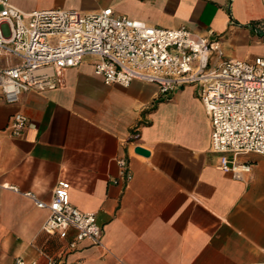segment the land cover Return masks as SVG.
<instances>
[{"label":"crops","instance_id":"1","mask_svg":"<svg viewBox=\"0 0 264 264\" xmlns=\"http://www.w3.org/2000/svg\"><path fill=\"white\" fill-rule=\"evenodd\" d=\"M8 1L25 12L111 7L152 26L213 31L224 58L236 57L222 38L240 34L258 48L253 57L264 56V0ZM93 63L45 68L54 89L0 102V264H264V156L240 155L250 165L240 179L218 169L197 85L159 97L151 83L105 85ZM15 113L29 122L18 137L6 128ZM59 180L69 182L72 205L94 213L103 246L84 240L70 249L74 230L42 232L48 211L25 193L49 202Z\"/></svg>","mask_w":264,"mask_h":264},{"label":"built area","instance_id":"2","mask_svg":"<svg viewBox=\"0 0 264 264\" xmlns=\"http://www.w3.org/2000/svg\"><path fill=\"white\" fill-rule=\"evenodd\" d=\"M216 36L185 26L148 25L111 7L95 13L25 12L0 0V102L12 104L22 92L54 89L55 73L43 69L76 67L85 57L94 58L93 72L105 85L127 87L142 81L155 84L159 97L165 98L181 86L195 84L210 121L216 167L240 179L250 171L249 164L238 160L240 155L264 156V56L224 58ZM28 125L25 115L15 113L6 128L18 137ZM115 162L119 175L128 181L126 159ZM69 189V182L57 181L49 202L25 193L36 207L48 211L42 232L65 237L67 230H74L70 249L84 240L103 246V229L94 213L72 205ZM13 264L38 263L16 257ZM45 264L56 262L48 259Z\"/></svg>","mask_w":264,"mask_h":264},{"label":"rangeland","instance_id":"3","mask_svg":"<svg viewBox=\"0 0 264 264\" xmlns=\"http://www.w3.org/2000/svg\"><path fill=\"white\" fill-rule=\"evenodd\" d=\"M222 47L227 56L236 57L238 59H250L253 57L258 48L253 46L251 42L240 34L227 41L222 38Z\"/></svg>","mask_w":264,"mask_h":264},{"label":"water","instance_id":"4","mask_svg":"<svg viewBox=\"0 0 264 264\" xmlns=\"http://www.w3.org/2000/svg\"><path fill=\"white\" fill-rule=\"evenodd\" d=\"M135 151H136L137 153H140V154H143V155L148 154L147 151H145L144 149H142V148H140V147H137V148L135 149Z\"/></svg>","mask_w":264,"mask_h":264}]
</instances>
